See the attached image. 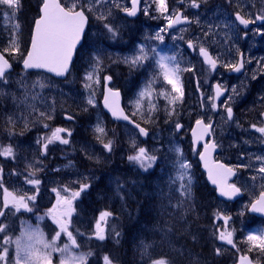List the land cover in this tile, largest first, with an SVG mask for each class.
<instances>
[{
  "label": "rangeland",
  "instance_id": "rangeland-1",
  "mask_svg": "<svg viewBox=\"0 0 264 264\" xmlns=\"http://www.w3.org/2000/svg\"><path fill=\"white\" fill-rule=\"evenodd\" d=\"M122 4L130 6V0H120ZM146 4H151V0H141L140 9L141 11L134 19H129L124 16L122 11L113 10V16L111 21L118 27L119 36L116 39L110 38L109 34L103 29L102 24L95 19L90 21V27L87 32L84 46L80 48L79 63L75 68L72 75L68 76L66 80H55L54 78L43 74V73H20L19 76L16 74L8 75V84H0V126L3 127V134L5 137L4 145L12 144L17 152L16 160H5L3 157L0 159L1 165L4 167V185L10 191L16 190L19 193L33 194V186L28 185L24 181V175L26 174V164L36 158L42 160L41 167L43 170L38 173V178L41 180L40 191L37 194V199L30 206L33 208L32 212L21 210L19 213L8 214L7 219H3V222L9 225L8 235L13 238L19 236L21 231L27 227L36 228L38 227L48 240H51L55 232L58 231V226L52 221L51 217L47 216V210L56 203V194L52 192L53 188H60L62 185H67L73 190L77 189L76 181L89 183L90 187L74 202L76 211L71 217L69 224V230L73 231L74 235L77 236L79 249H73L75 253L88 252L85 250V246L82 244V237L90 232L88 229L98 219L100 211L96 213H87L88 206L95 205V199L101 200V196L96 190L94 191L91 187L94 186V182L97 180L99 175L97 168L89 170L87 167L90 163L97 166L108 167L111 160L117 157L118 160L122 159L120 166H124L128 172L133 173L134 178L131 179V184L128 185L124 182L119 183L122 189L130 187L135 189L136 187L142 188L143 194H149L162 198L164 203L160 204L164 210L170 216L172 221H181L180 217L189 215L191 211L177 212L171 204H175L180 198L177 189L179 188L180 181L178 180V166L183 160H187L192 164L190 169L192 175V187H193V205H194V190L196 188V178L203 176L200 173L199 168L195 163V153H191L190 145L186 139L182 142L178 138V135L182 133L177 132L175 129V123L187 124L190 118L187 115L191 113L190 108H186L181 115L179 111L180 104L176 107L177 115L171 119L168 117L165 110L167 101L163 96L155 97V103L158 106V111L153 114V122L158 123L159 120H166V129L162 130L163 123L160 126H156L154 123L146 122L141 120L139 116H135V119L145 123L151 130L150 137L148 140L143 141L138 134L128 129L124 125L117 126L109 120V117L104 115V111L101 107L102 92H103V81L101 84L95 86L96 91V106L92 107L86 104V98L88 96V90L84 88V73L89 70L90 57L97 49L103 50V63L104 72L102 75H112L113 82L112 86L121 90L124 96L125 107L134 111L133 104L131 103L137 97L138 92L144 87L145 82L150 79L155 73V62L148 61L145 66L132 70L130 72L128 65L120 62L119 58L124 56L132 55L137 46L145 44L146 47L156 48L161 54L175 55L177 61L180 62L182 68L195 66L198 70L199 75L207 80L210 76L208 70L202 66V61L198 55H190L186 44L188 40H202L209 51L214 56L219 55L221 60L228 61L233 60L236 52L235 49H239L253 61L252 71H257L261 63L264 61V34L262 37H258L255 29L264 28V24L255 27L253 31L248 32L247 37H243L242 33L244 30L240 28L238 24H235L236 28L240 29V33H236L232 29V23L234 18L231 16L236 10L238 5L243 8L244 14L248 15L251 13H259L261 0H200V7L191 8L189 6V0H168V6L171 11L183 9L186 16L191 18L193 21L191 25L184 26L185 31L181 32L179 28L175 31H168L163 33L164 40L157 41L149 39L154 37L156 32L163 28L166 21L162 16L156 13L154 6L150 8L149 14L145 15L142 9ZM248 5H255L253 8H249ZM1 12L5 9L0 6ZM0 12V29L5 30V34L9 37V30L11 23H15V18L11 22L6 19ZM254 18V16H253ZM199 20V24L195 23V20ZM34 21V18H33ZM228 23L229 28L225 29L224 24ZM32 25V24H31ZM211 25V29H209ZM33 26V25H32ZM204 32H209L207 37L203 36ZM1 33V32H0ZM28 34V33H27ZM183 36V40L179 39ZM27 37V36H26ZM176 37V39H173ZM21 40H25L21 34ZM5 47V45L3 44ZM229 49L232 50V54L228 55ZM198 50V48L196 49ZM78 56V54H77ZM221 73V72H220ZM219 73V74H220ZM184 78L188 79V85L193 92V78L192 72H184ZM181 75V76H182ZM28 85H31L37 80H42L47 86L44 89L36 88L35 93L39 94V99L35 102L36 106L40 111H45L44 105L51 103L55 100V119L51 122V126L64 127L70 130L77 128H84L80 131H85V136L77 137L73 134L69 138L70 144L62 145L58 142L49 146V151L46 157L39 156L38 146L36 145V139L48 132L44 129L41 124L30 125L28 130L23 129V122L18 121L14 131L16 135H8V124L6 118L8 116H19L21 113L27 114L25 107L19 103L20 99L24 95V90L17 89L15 86L19 85L21 80ZM20 86V85H19ZM157 91L160 89L168 88L170 85H166L162 80H158L155 85ZM185 91V85H183ZM213 92H211L212 94ZM31 102V101H30ZM87 108V111L84 109ZM245 110V109H242ZM73 115V120H66L64 113ZM245 115H249V120L252 119L253 111L245 110ZM223 118L225 119V112H223ZM233 121V120H232ZM100 122L103 127L107 130V138L112 139L114 142L113 151L107 152L103 149L102 145L97 141L96 134L94 133L95 125ZM231 127V122H229ZM86 127H85V126ZM183 125V124H182ZM240 125V126H238ZM244 125H248L243 127ZM251 122H239L234 121V130L229 134L228 145L229 147H238L244 145L243 150L240 153L246 155L245 160H241L240 156L236 157L237 164L239 165H251L249 168H243L240 177L237 179V184L242 186L245 192V199L234 203L228 204L216 198L215 195L210 193V201L206 199L203 205L210 207V213L212 223L215 227V233L218 235V229L223 228V221L217 220L214 217V213L219 210L225 215H230L232 220L229 222V227L234 228L235 235L234 241L240 250H245L247 245L243 243L246 235L251 231H259L262 227L259 221H256L253 217L247 214L246 205L257 195L258 190H264V180H261L256 173V169L259 167V162L254 159L256 156L261 155L258 150L254 147L252 139V129L249 127ZM24 131L21 136L19 133ZM237 133H240L238 136ZM135 140L138 145L144 146L156 155L157 160L153 166L144 171L132 162H129L127 157L131 154L130 143ZM179 148L182 152V156L175 151ZM91 156L92 159L88 157ZM229 161L233 159L229 157ZM231 164V163H230ZM106 165V166H105ZM232 165V164H231ZM21 173L20 176L13 175V170ZM105 169V168H104ZM103 170V169H102ZM121 171L118 167L117 171ZM201 175V176H200ZM257 175V179L253 181L251 177ZM257 180L261 182V187L258 185ZM175 181V183H173ZM198 183V186L201 183ZM91 190V191H90ZM126 190V189H125ZM204 191L202 187L201 192ZM114 193H118L115 189ZM63 194V193H62ZM0 198H2V192H0ZM97 206V205H96ZM95 206V207H96ZM163 210V211H164ZM86 212V214H84ZM205 212V211H204ZM243 212L244 215H240ZM195 216V214H193ZM38 217H43L38 219ZM88 218V219H87ZM118 232L119 223L117 220H113L112 217L108 219L106 225V234ZM111 227V228H110ZM2 235V234H0ZM92 238H94L92 236ZM84 241V240H83ZM216 248H220L221 252L228 255V252L235 254L238 257L236 249L231 245H227L226 242L220 241L214 236L213 239ZM67 237L63 234L57 241L58 246H63L67 243ZM11 252L9 256V264H12L14 257V245L10 246ZM243 253V252H240ZM256 254V253H255ZM236 257V258H237ZM60 254L54 253L52 260L53 264H59ZM230 264H234L233 262ZM264 264V260H262Z\"/></svg>",
  "mask_w": 264,
  "mask_h": 264
},
{
  "label": "snow or ice",
  "instance_id": "snow-or-ice-1",
  "mask_svg": "<svg viewBox=\"0 0 264 264\" xmlns=\"http://www.w3.org/2000/svg\"><path fill=\"white\" fill-rule=\"evenodd\" d=\"M232 0H229L231 3ZM141 0H130V6L122 4L120 0H40L38 7V15L34 18L33 26L30 32V39L28 46L22 48L21 34L22 29L19 21L11 23L9 30V37L7 46L0 48V84H8V75L13 67L12 60L20 59L22 61L23 69L25 71L30 69L44 70L47 73L54 74L57 77H66L70 74L74 55L77 52L78 45L83 47L82 41L86 40V29L90 25V21L95 19L102 24L103 29L109 34L110 38L116 39L119 36L118 27L111 21L113 10L122 11L127 16L135 17L140 9ZM262 7L259 13L244 14L243 8L238 5V10L231 14L234 18L232 29L236 33H240V29L235 27V24L242 25L245 29L249 25L255 24L256 21L264 22V0H261ZM0 6L5 11L2 15L11 22L16 16L21 7V0H0ZM154 6L156 13L164 18L166 24L163 28L156 32L154 39L163 41V33L168 29L175 28L178 25L189 24L193 21L183 12L174 10L170 12L168 0H151V4H146L142 9L145 15L149 14L150 8ZM191 8H199L200 0H189ZM249 8L255 5H248ZM254 16V18H253ZM199 24V20H195ZM209 25V29H211ZM225 29L229 28V24L223 25ZM181 32L185 31L184 28L180 29ZM256 34H264V28L255 29ZM209 32H204L203 36L207 37ZM243 37L248 36L247 31H243ZM176 39V37H173ZM179 39L183 40V36ZM187 46L190 49H197L199 55L203 58V64L207 65L208 71H216L218 66L223 67L231 72H241L245 63H250L251 59H246L245 54L238 48L235 49L236 55L234 60L224 61L220 56H213L209 48L205 46L202 40H188ZM232 54L229 49L228 55ZM103 50L97 49L90 57L89 70L84 73V88L88 90L86 104L92 107L96 106V91L95 86L101 84L103 81V105L107 108L113 117L128 121L137 130L138 135L148 136L149 132L146 127H142L135 119L127 115L124 109L120 106V90L110 86L113 82L112 75H102L104 72L103 63ZM120 62L128 65L130 72L145 66L146 62H155V73L148 79L144 87L138 92L137 97L131 103L133 104L134 111L132 116H139L141 120L152 122L153 114L158 111V106L155 103V97L163 96L167 101L165 110L168 117L171 119L177 115L176 107L181 104L184 99V87L181 80V75L184 72H195V66L182 68L180 62L177 61L175 55H167L159 53L156 48L146 47L145 44L137 46L132 55L119 58ZM258 63H261L258 61ZM253 79L256 77L253 76ZM158 80H162L166 85H170V89L164 88L157 91L155 85ZM20 88L24 90V95L19 103L22 104L27 110V114L21 113L19 116H8L6 118L8 128V135H16L14 129L18 121L23 122V129L28 130L29 126L41 124L48 132L39 136L35 143L38 146L39 156L46 157L49 151V146L55 143L62 145L70 144V137L72 131L64 127H52L51 122L55 119V100L51 103H46L45 111H40L36 106V101L39 99V94L35 93L36 88L44 89L47 85L42 80H37L31 85H28L22 79L19 82ZM199 88V81H197ZM230 92V94H228ZM227 95L222 104L217 101L221 97ZM0 95H3L0 92ZM239 95L235 86L230 90L226 85L216 83L213 87V93L207 97L210 108L216 111L222 107L225 112L227 121L234 119L233 108L231 106L234 96ZM203 96V93H201ZM264 99V97H262ZM31 101V102H30ZM204 107V101L201 100V108ZM87 111V108L84 109ZM260 121L253 123L249 127L264 137V112L259 113ZM67 120H73V115L64 113ZM240 126V125H238ZM183 127L179 122L175 123V129L178 131ZM193 151L197 152L200 160L203 162L204 168L207 170L208 179L213 185L217 186V190L222 197L232 199L242 193V188L238 187L236 183H229V178L237 174V168L229 167L218 160L212 158V153L219 147L218 143L213 137L214 127L211 119L205 122L203 117L195 120V126L192 128ZM97 141L102 145L103 149L107 152L113 151L114 142L112 139L107 138V130L98 122L94 127ZM21 131L19 135H23ZM203 147V151H198V147ZM131 154L127 159L129 162L138 165L139 168L147 171L156 162V155L152 154L150 150L144 146H140L133 139L130 143ZM175 151L182 156L179 148ZM0 157L5 160H16L17 152L12 144L0 145ZM92 159L91 156L88 157ZM259 162V167L256 169L261 180H264V156L254 157ZM42 164V160L36 158L26 164V174L24 181L28 185L33 186V194L19 193L16 190L10 191L4 185V167L0 165V218L7 219L10 212L19 213L21 210L32 212L33 208L30 206L37 199V194L40 191L41 180L38 178V173L43 169L38 167ZM239 167L249 168L251 165H240ZM192 164L187 160H183L178 166V180L180 181L179 199L175 204L170 203L177 212L193 210V187L192 175L190 169ZM13 175L20 176L21 173L15 169ZM253 181L257 179V175L251 177ZM77 189L73 190L67 185H62L60 188H53L52 192L56 194V203L47 210L46 215L51 217L55 225L58 226V231L52 236L51 240L45 237L43 231L38 227H27L21 231L19 236L13 238L8 235L9 225L0 219V264H9V256L11 252L10 246L14 245V257L12 264H53V254L59 253V264H88V260L94 255L93 252H79L78 254L73 249H79L80 245L77 241V236L73 231L69 230L71 217L76 211L74 202L85 192L89 187V183L80 181L75 182ZM175 183V181H173ZM119 189V186H118ZM63 193V194H62ZM248 211L253 213L264 214V190L259 193L245 206ZM240 215H244L243 212ZM113 216V213L108 210L101 211L98 219L94 225L92 236L99 240L106 239V225L108 219ZM217 220L223 221V228L218 229L217 233L213 235L220 241L226 242L240 253V248L237 247L234 241L235 229L229 227V222L232 220L230 215H225L223 212L217 210L214 213ZM43 217H38L42 219ZM168 231V229H162ZM67 237V243L63 246H58L57 241L61 235ZM115 235L119 237L120 233L116 232ZM195 239V237H193ZM247 245L244 253L240 254L235 264H254L251 253L257 254V259L264 260V228L259 231L249 232L243 240ZM143 255L148 257L147 264H173V260L168 255L153 256L149 251L150 245H143ZM216 255H221V249H215ZM102 264H115L113 258L105 253L102 256ZM192 264H200L199 259H194Z\"/></svg>",
  "mask_w": 264,
  "mask_h": 264
},
{
  "label": "trees",
  "instance_id": "trees-1",
  "mask_svg": "<svg viewBox=\"0 0 264 264\" xmlns=\"http://www.w3.org/2000/svg\"><path fill=\"white\" fill-rule=\"evenodd\" d=\"M39 4L40 0H21V7L14 17L15 21H19L22 36L25 39L22 40V48L28 46L33 18L38 15ZM0 32V48H3V44L7 46L8 37L5 30L0 29ZM80 54L79 52L69 76L74 73L75 68L78 66ZM11 62L14 66L11 74L19 76L21 73V60L17 58ZM15 88L23 90L19 85H16ZM184 104V102L180 104L179 109L181 112ZM82 129L77 128L71 131L77 137L88 139L87 135L85 136L86 130L80 131ZM121 161L123 160H118L115 156L109 162L112 165L107 168L92 163L87 167L89 170L97 168L96 171L99 175L96 176L97 180L94 182V186L91 184V187L103 196L101 200L95 199V205L88 206L87 213L90 215V213L94 214L97 211H111L113 220L115 219L119 223L117 230L120 233L119 237L115 233L113 234L115 229L111 225L113 227L112 233H107L106 239L99 241L92 238L93 225L91 224L88 229L90 232L82 237L84 241L81 240L85 250L94 253L89 258L88 264H102L101 258L105 253L113 258L115 264H147L148 257L142 254V246L145 244L151 246L149 251L153 256L168 255L173 260V264H192L194 259H199L200 264H230L236 261L237 256L230 252H228V255L224 252L221 255L215 254L216 246L213 241L215 227L212 223L210 207L203 205V202L207 203L206 199L210 201L211 189L207 186L203 176L201 182L199 177L195 180L193 210L188 216L185 215L179 218V220H183L172 221L168 214H164V212H168L160 206L164 203L162 198L149 194L145 195L140 187L122 189L119 186L118 189L119 183L124 182L130 185L131 179L134 178L133 173L125 170L124 166H120ZM118 167L121 171H117ZM199 182L201 183L200 186H198ZM202 187L204 188L203 192H201ZM115 189L119 194L113 192ZM165 228L168 231L162 230ZM246 249L240 252L244 253ZM250 255L258 261L257 254L251 253ZM259 262H262V260H259Z\"/></svg>",
  "mask_w": 264,
  "mask_h": 264
},
{
  "label": "flooded vegetation",
  "instance_id": "flooded-vegetation-1",
  "mask_svg": "<svg viewBox=\"0 0 264 264\" xmlns=\"http://www.w3.org/2000/svg\"><path fill=\"white\" fill-rule=\"evenodd\" d=\"M184 12V11H183ZM258 22V21H257ZM256 25L258 24H252L251 29L248 31H253ZM263 34H258V37H260ZM244 53V52H243ZM195 55V54H194ZM246 59L248 57L245 55ZM235 58V57H234ZM234 60V59H233ZM202 66L207 70V66H205L202 63ZM253 69V61L251 60L250 63H245V67L242 70L241 74H236L235 72L228 71L227 69H224L223 67H220L218 71L212 72L208 71V74H210L209 78L207 80H204L202 76L194 75L193 79V85H194V91L191 93V101L189 103V108L191 113H189V118L191 121V126L189 127V122L187 119V124H183V127L178 130V134L182 133V135H178L179 140L182 142L185 141V135L188 143L191 141L190 138V129L192 128L193 124L195 123V120L197 118L203 117L205 119V122H208L209 119L211 121H215L214 126V133L213 137L216 140V142L219 145V151L216 155V159L222 160L225 163L229 164L231 167L237 168V178L233 183L237 184V179L241 175L242 169H240L239 163L237 164L236 157L240 156V158L243 160L246 159V155L243 153H240L244 145L238 146V147H232L228 145V138L229 134L234 130V121L237 120L239 122H246L249 121L251 124L258 123L260 121V112H264V61L261 62V65L259 66L257 71H252ZM221 72V73H220ZM199 73V72H198ZM220 73V74H219ZM255 76L256 78L253 79L252 77ZM197 81H199V88L197 87ZM221 83L222 85H226L229 90L235 86L239 92V95L234 96V99L232 101V108H233V115L234 119L233 121H227L226 118H223V108L220 107L216 111L211 110L209 102L207 101V97L211 95V92H213V87L216 83ZM201 93H203V96H201ZM230 94V92L228 93ZM220 98V100L217 101L218 104H222L223 100L227 98V95ZM201 100L204 101V107L201 108ZM252 110L253 115L252 119L249 120V115H245V110ZM126 111L128 115L135 119V116H132V111L126 108ZM138 123L143 125L149 130V133L151 134V130L148 126L143 124L141 121L135 119ZM163 123L162 130L166 129V120H159L158 123L156 122H150L154 123L156 126H160ZM229 122H231V127H229ZM248 125H244L243 127H246ZM128 129L132 130L133 132L137 133V130L134 129L131 126H127ZM3 127L0 126V145H4L5 143V137L3 134ZM236 134L239 136L240 133ZM189 135V139H188ZM252 139L254 147L258 150V152L261 155H264V137H261V134L256 132L254 129H252ZM193 148V146H192ZM202 149V145L198 147V151ZM194 152V151H193ZM196 155L197 152H194ZM229 157L233 159L232 162L229 161ZM2 159V157H0ZM232 165H231V164ZM1 165V163H0ZM258 185L261 187V182L257 180ZM237 186H240L237 184ZM242 187V186H240ZM258 190L257 194L259 193Z\"/></svg>",
  "mask_w": 264,
  "mask_h": 264
},
{
  "label": "water",
  "instance_id": "water-1",
  "mask_svg": "<svg viewBox=\"0 0 264 264\" xmlns=\"http://www.w3.org/2000/svg\"><path fill=\"white\" fill-rule=\"evenodd\" d=\"M138 13H139V11H138ZM137 13V14H138ZM126 15V14H125ZM129 18H134V17H130V16H128ZM136 17V16H135ZM258 24L259 23H261V21H258L257 22ZM185 25H188V24H183V25H178V26H176L175 28H172V29H168V30H174V29H177V28H179V27H181V26H185ZM244 30H248L249 28H250V26L251 25H249L248 26V28L247 29H245L242 25H240ZM87 30V29H86ZM83 42V41H82ZM80 48V46L78 45V47H77V50ZM190 49V48H189ZM190 51L191 52H193V49H190ZM77 53V52H76ZM76 53H75V55H74V60H75V58H76ZM201 57V56H200ZM202 58V57H201ZM202 60H203V58H202ZM21 66H22V68H23V65L21 64ZM13 69V68H12ZM11 69V70H12ZM218 69V68H217ZM10 70V71H11ZM24 70V69H23ZM25 71V70H24ZM27 71H30V72H34V71H41V72H45L44 70H38V69H30V70H27ZM242 72V71H241ZM241 72H235V73H241ZM45 73H47V72H45ZM47 74H49V75H51V76H53L54 78H57V79H61V80H63V79H65L66 77H57V76H55L54 74H51V73H47ZM120 93H121V91H120ZM101 105H102V108H103V110L105 111V113L106 114H108L109 115V117H110V119L112 120V121H114V122H121V123H124V124H128V125H131V126H133L132 124H130L128 121H125V120H122V119H116L115 117H113L112 115H111V112L107 109V108H105L104 107V105H103V97H102V101H101ZM120 106L124 109V107H123V105H122V95L120 96ZM124 111H125V109H124ZM125 113H126V111H125ZM67 120V119H66ZM194 126H195V124H194ZM193 126V127H194ZM134 127V126H133ZM142 137V139H146L147 138V136L145 137V136H141ZM191 137H192V131H191ZM192 142H193V140H192ZM203 151V150H202ZM216 151H217V149L212 153V158L214 159V156H215V153H216ZM198 159H199V162H200V165H201V170L205 173V179H206V181H207V183H208V185L210 186V187H212V188H215L216 189V195L218 196V198H220V199H223V200H225V201H227V202H236L237 200H239L240 198H242V196H243V192L240 194V195H238V196H236V197H234V198H232V199H228V198H226V197H222V196H220V194H219V192H218V190H217V186L216 185H213L212 183H211V181L208 179V174H207V170L204 168V166H203V162L200 160V158L198 157ZM222 163V162H221ZM223 164H225V163H223ZM226 165V164H225ZM235 177H236V175L235 176H232V177H230L229 178V183H230V181H232V180H234L235 179ZM248 213L249 214H251V215H254V216H257V217H261V218H263L264 219V214H261V213H253V212H251V211H248ZM254 264H258V263H254Z\"/></svg>",
  "mask_w": 264,
  "mask_h": 264
}]
</instances>
